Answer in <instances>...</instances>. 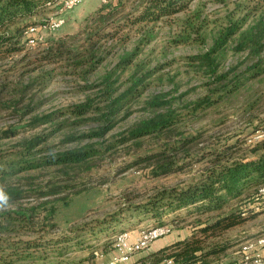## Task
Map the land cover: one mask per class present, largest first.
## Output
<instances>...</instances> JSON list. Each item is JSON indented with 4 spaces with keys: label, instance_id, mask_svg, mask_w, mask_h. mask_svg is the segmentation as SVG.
<instances>
[{
    "label": "rangeland",
    "instance_id": "rangeland-1",
    "mask_svg": "<svg viewBox=\"0 0 264 264\" xmlns=\"http://www.w3.org/2000/svg\"><path fill=\"white\" fill-rule=\"evenodd\" d=\"M147 1L83 0L65 13V25L42 33L43 41L38 45L0 60V171L11 170L24 160L34 165L65 152H92L82 164L30 169L10 180L22 183L23 190L31 193L18 206L7 209L33 210L38 219L36 228H41L38 233H26L18 227L9 235L16 246L28 241L46 244L51 256L58 238H74L71 233L86 225L99 231L110 228L115 219H130V214L157 200L160 193L200 182L217 154L250 159L256 156L252 150L264 142L249 143L258 131L264 133V52L255 57L249 51H236L232 39L215 55V77L191 59L214 47L230 16L237 19L258 6L245 30L264 20V6L257 5L258 0H192L176 15L142 24L138 20ZM197 15L201 16L199 32L188 33V41L177 42L188 35L184 33L186 20ZM50 48L89 52L83 58L93 56L100 64L92 72H84L89 68L86 65L72 73L69 70L74 68L64 64L73 60L51 63L43 59ZM130 55L132 64L122 68V59ZM259 62L261 67L254 70ZM254 72L263 73L255 77ZM108 76L116 82L112 95L106 93L104 85ZM145 76L148 85L144 92L122 100L121 108L109 114L112 102L131 89V81ZM87 102L93 111L76 116L75 107ZM164 114L170 115L167 129L132 135L143 122ZM46 115H52L54 121L35 123L36 117ZM160 154L161 158L146 161ZM50 190L61 193L45 195ZM52 206L56 208L55 228L46 219ZM181 214L187 220L172 225L173 233L167 237L170 241L185 238L197 220L209 216L189 217L185 210ZM175 217L166 214L164 220ZM145 222L151 221L138 224ZM43 224H47V231H43ZM139 229L131 230L136 231L133 235ZM263 232L264 212L212 240L229 246L214 264H233L241 244ZM86 238L85 248L99 244L92 237ZM72 258L73 264L84 262L82 251Z\"/></svg>",
    "mask_w": 264,
    "mask_h": 264
},
{
    "label": "trees",
    "instance_id": "trees-1",
    "mask_svg": "<svg viewBox=\"0 0 264 264\" xmlns=\"http://www.w3.org/2000/svg\"><path fill=\"white\" fill-rule=\"evenodd\" d=\"M190 1L192 0H148L142 6L143 10L138 21L142 24H148L159 21L165 16L176 15L184 11L185 4ZM47 2L48 0H0V60L29 51L24 32L30 25L37 23L32 21L42 15ZM257 3L259 6H264V0H258ZM238 9L243 12L242 7ZM257 9H259L258 6L252 10H247L245 15L237 19L230 16L228 25L221 30L215 40L214 47L205 55L191 58L192 61L202 64L210 71L211 76L215 77L218 73L215 55L223 50L232 39L236 51H249L252 56L259 57L264 52V20H260L252 27L244 30L249 17ZM200 19L201 16L197 15L186 20L184 33H189L191 36L193 32L198 33L202 27L198 24ZM189 34L176 41H188L190 39ZM46 53L47 55L43 59L51 63L73 60V62L64 64L65 67L74 68V70H69L72 73H78L79 69L86 65L89 68L84 72H92L100 64L99 60L95 59L94 61L93 56L83 58L89 52L74 53L50 48ZM132 57L130 55L123 58L121 67L128 69L132 64ZM260 62L255 64L254 70L261 67ZM262 73L254 72L252 75L257 77ZM112 78L113 76H108L104 82L106 93H111V95L117 90L114 88L116 82H113ZM221 78L223 76H219V79ZM146 80L147 76L142 79H133L131 81L132 87L125 92V96L122 95L112 102V110L109 114H113L121 108L122 100L129 101L137 95H141L148 85ZM137 87L140 88L135 92ZM74 111L76 116H85L93 109L91 103L87 102L76 106ZM169 116L164 114L143 122L132 131V135L139 137L154 132H162L171 123ZM54 119L52 115H46L36 117L34 121L37 125H44L50 121L53 122ZM107 123L111 122L107 121ZM104 134L105 130H103ZM97 135L101 137L102 133ZM32 145L30 143V146L34 148L35 146ZM258 145L252 150L256 156L250 159L245 157L234 159L223 154H217V158L212 161L213 166L200 182L160 193L157 200L137 208V212L130 214V219H115L110 228H102L99 231L97 229L91 230L86 225L76 233H71L74 238L68 239L69 236L66 235L63 238H58L57 246L50 251L52 252L51 256H49L50 253L46 244L41 245L35 242L31 244L28 241L26 245L16 246V243H11L9 235L17 232L18 227H22L26 233H38L41 228H36L38 219L33 210H25L22 207L15 210L7 209L9 206H18L20 201L25 199V196L30 192L23 190L22 183H18V181L13 183L10 180L30 169L82 164L92 157V152L80 149L43 158L34 165L28 164L27 160L15 164L11 170L0 171V192L7 197V202L3 207H0V264H73L72 255L79 251L84 254L85 250L88 249L84 246L85 241L83 239L86 237H92V240L99 243L105 241L98 250L107 253L112 248L114 237L118 233L134 230V227L123 228L122 225L133 221L154 220V223L172 227L173 224L187 220V216H181L183 215L181 210H185L184 215H189V217L201 219L203 216H209L205 220H197L192 226L191 233L185 238L140 259L141 264H161L169 258L173 259L175 264H214V260L226 252L229 246L213 243L212 240L222 237L234 228L247 224L262 213L255 212L253 209L257 191L264 184V142H259ZM162 156L163 154L150 156L146 158V161ZM56 193H61V191L50 190L45 195H55ZM45 195L43 197H47ZM165 197L166 199H164ZM163 200L166 202L163 203ZM235 202H238V207H236L237 204L235 205L236 208L233 207ZM178 211L180 212L176 215ZM55 213L56 208L52 206L46 215L47 222L50 221L53 228L57 227L54 223ZM166 214L176 217L165 221ZM107 222L109 223V220ZM45 230L47 231V224L43 226V231ZM75 239L80 241L74 242ZM10 249H13L10 251L11 254L8 252ZM35 254H42L43 257L35 256ZM88 256L90 257L87 260L96 257L93 250Z\"/></svg>",
    "mask_w": 264,
    "mask_h": 264
},
{
    "label": "built area",
    "instance_id": "built-area-1",
    "mask_svg": "<svg viewBox=\"0 0 264 264\" xmlns=\"http://www.w3.org/2000/svg\"><path fill=\"white\" fill-rule=\"evenodd\" d=\"M83 0H48L44 12L40 16V21L30 25L24 32L28 47H35L38 42L43 41L42 33L55 32L65 25V13L79 6ZM264 133L258 131L256 136L249 139L262 141ZM255 212L264 211V184L257 191L253 204ZM125 230L114 237L112 250L115 255L106 258L105 253L96 251V258L100 259L98 264H141L140 260L134 257L142 251L149 249L151 245L164 237L173 233L169 225L154 223L148 227L142 226L139 231ZM264 232L253 238L247 239L241 244V259L238 264H264ZM161 264H175L173 259H165Z\"/></svg>",
    "mask_w": 264,
    "mask_h": 264
},
{
    "label": "crops",
    "instance_id": "crops-1",
    "mask_svg": "<svg viewBox=\"0 0 264 264\" xmlns=\"http://www.w3.org/2000/svg\"><path fill=\"white\" fill-rule=\"evenodd\" d=\"M146 223H148L147 225H145ZM152 224H154V220H153V223H152V221L151 222H145V223H143V225L142 226H145V227H148V226H150V225H152ZM142 226H139V224H138V222L137 221H133V222H131V223H128V224H126L125 226H124V228H126V227H130V228H132V227H134V230H136L137 228H139V227H142ZM133 232V231H132ZM134 232H136V231H134ZM262 234V233H261ZM259 235V234H258ZM257 236V235H256ZM168 237V236H167ZM167 237H164V238H162V239H160V240H157V241H155L152 245H151V247L149 248V249H146V250H144V251H142L141 253H139V254H137L135 257H134V260H140V259H143V258H145V257H147L148 255H150V254H152V253H155V252H157V251H159L160 249H162V248H164V247H166V246H168V245H171L172 243H174V242H176V241H178V240H181V239H183V238H177V239H175V240H172V241H170V239H168ZM253 237H255V236H253ZM253 237H251V238H253ZM250 239V238H249ZM105 242L103 241V242H100L98 245H96V246H94V247H92V248H88V249H86L85 250V252H84V262H82V264H98V263H100V259H98V258H96L95 257V259L93 258V259H91V260H87V258L88 257H90V256H88L89 254H90V252L93 250L94 251V254H95V252L96 251H99L98 249H100V247L104 244ZM239 255L237 256V258L235 259L236 261L233 263V264H238V262L240 261V259H241V254H240V252L238 253ZM105 255H106V258L108 259L109 257H112L113 255H115V252L112 250V248H110V250L107 252V253H105ZM263 255H264V250H263Z\"/></svg>",
    "mask_w": 264,
    "mask_h": 264
},
{
    "label": "clouds",
    "instance_id": "clouds-1",
    "mask_svg": "<svg viewBox=\"0 0 264 264\" xmlns=\"http://www.w3.org/2000/svg\"><path fill=\"white\" fill-rule=\"evenodd\" d=\"M6 202H7V197L4 196L2 192H0V207H3Z\"/></svg>",
    "mask_w": 264,
    "mask_h": 264
}]
</instances>
